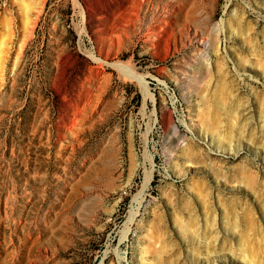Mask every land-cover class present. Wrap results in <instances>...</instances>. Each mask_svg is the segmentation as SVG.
<instances>
[{
  "label": "rangeland",
  "instance_id": "rangeland-1",
  "mask_svg": "<svg viewBox=\"0 0 264 264\" xmlns=\"http://www.w3.org/2000/svg\"><path fill=\"white\" fill-rule=\"evenodd\" d=\"M159 1L0 0V264H264V0Z\"/></svg>",
  "mask_w": 264,
  "mask_h": 264
},
{
  "label": "bare ground",
  "instance_id": "bare-ground-1",
  "mask_svg": "<svg viewBox=\"0 0 264 264\" xmlns=\"http://www.w3.org/2000/svg\"><path fill=\"white\" fill-rule=\"evenodd\" d=\"M144 1V0H143ZM185 2L186 0H171V5L169 6V9H167V7L165 8L166 9V12H168L166 15L169 16V15H173L175 13H178L179 11L182 10V8L185 7ZM155 3L157 4V6L155 7L153 5V7L155 8V10L152 11L151 15L153 14V20L156 21L157 20V15L159 14V8H160V1L159 0H155ZM154 3V4H155ZM152 10V9H151ZM165 11V10H164ZM41 12V11H39ZM166 17V16H164ZM162 22L164 23H170L167 19H163L161 20ZM117 65V63H116ZM117 68L122 71L123 73L129 75L130 77L132 78H135L137 79L138 81H140L141 84H144V81L143 79L138 76L137 74H135L130 68H128L126 65H123V64H118L117 65Z\"/></svg>",
  "mask_w": 264,
  "mask_h": 264
}]
</instances>
